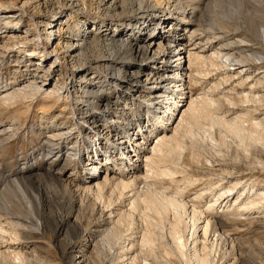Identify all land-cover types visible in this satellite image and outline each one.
<instances>
[{
    "label": "bare ground",
    "instance_id": "6f19581e",
    "mask_svg": "<svg viewBox=\"0 0 264 264\" xmlns=\"http://www.w3.org/2000/svg\"><path fill=\"white\" fill-rule=\"evenodd\" d=\"M183 3H171V0H105L103 4L107 5L108 9H112L114 16L120 19L111 22L95 21V28L90 31V34L81 32L76 28V23L70 24L73 28L68 31L67 38L63 39L64 43L60 40L51 52L54 56V61L49 63L51 66L39 73L41 81L37 82L32 76L33 78L24 82L23 76L32 75L37 69H32V65L27 70H22L20 62L24 61H20L18 57L17 64L14 66L23 71L22 78L20 80L16 78L10 83V80L0 78V114L3 112L2 109L15 107L19 102L41 106L43 114L41 117H36L37 121L40 122V127L45 125V128L50 130L46 131L44 137L37 135L41 141L42 157L51 160L50 166L55 167L56 162L62 165L57 170L56 168H45L44 175L50 177L49 180L59 184L58 186L63 187L67 192L68 184L75 185L74 181L82 176L79 183H76L77 186H82V188L84 186V191L95 195L97 200H103L104 192L109 190L112 194L121 193L120 196H124L125 192L131 194L127 196L130 210L116 214L119 215L118 218L114 216L117 219L116 222L112 219L116 224L113 225L112 221L111 224H106L107 229L102 239L105 247L112 250L117 249L113 257L117 261L120 260L122 264H174L176 260L180 262L179 264H215L214 254L217 253L215 244L221 246L223 242L228 241L229 234L224 230L229 227L230 221H236L238 218L240 220L245 212L247 213L255 205L264 201V191L258 188V179H252L250 189L242 193L238 190L240 179L235 180L236 182L230 180L228 183L230 186H220L215 194L218 196L215 197L216 200L209 201L204 206L205 208L200 207L201 204H196V201L198 203V200H204L203 193L187 202L188 200L185 201L182 198L185 193L181 187L173 194H169L166 188L161 189L155 186L140 190L139 185L142 180L149 182L151 178H168L171 182H176L179 174H186L183 162L189 149L191 161L200 163L203 159L206 164H212L211 166L214 165L215 161H212L214 157L212 154L204 157L203 154L214 151L222 157L223 149L228 146V138L233 139L236 149L241 153H237V159L240 155L242 157L250 155L251 151L258 146L264 152L263 118L256 114L253 115L251 110L228 118L227 115L218 112L222 109H219L222 106L221 99L211 95V91L197 98L188 96V92L186 93L190 81L201 77L200 75L208 67L222 68L225 65L224 60L229 61L231 58L239 59L240 64L249 62L250 58L254 60H260V58L256 57L255 53H252L250 58L247 55L235 57V54H231L226 49V43L218 44L220 47L216 48L211 40L218 36L225 39L228 27L220 24L223 34L214 32L215 35L212 34L214 37L211 39L205 29L206 25L198 16L203 14H200L201 9L208 7L209 3L192 6L193 8H188V5ZM258 4L264 9V0L259 1ZM156 5L163 9L158 16L155 15ZM3 8L6 9L5 5L0 3V10ZM1 17L2 13H0ZM8 19L13 22L18 18L12 16ZM79 21L88 22L85 18L79 19L77 24ZM166 22H169L168 31L162 28ZM152 25L159 26L152 29L153 33L149 30ZM259 27L254 28L252 36L259 45L264 47V25L261 27L262 31H259ZM52 28L46 30L44 38H38L41 44L45 40H48V44L51 40H56ZM11 29H19V27L16 25ZM7 30L0 26V38L2 34L6 35ZM148 31L151 34H147ZM150 36L152 37L148 40ZM103 44L109 49L114 46L116 49H110L114 51L108 53L109 56L102 55L95 58L92 56L94 59L90 65L79 63L83 57H89H86V51H91L96 46L103 47ZM189 44L191 48L188 47ZM11 48L6 42L5 44L0 43V71H3L4 65L10 61V58L8 61L4 59V53L10 51ZM59 48L64 52H59ZM199 48L202 50L198 51ZM36 50H24L25 62L34 60L30 55L36 54ZM239 52L238 54H241ZM40 54L42 57L45 56L42 51ZM120 54H129L135 58L138 56L140 59L152 58L153 63L134 64L131 73L126 75L124 73L130 66L129 58L120 57ZM60 65L68 68V76H59L56 84L53 83L54 87L47 88L52 75L46 79L49 76L46 74ZM90 69L94 70L93 74L88 73ZM234 70V73L227 71L226 75L229 77L236 74L241 85L250 80L249 69L246 65ZM55 76L56 74L52 78ZM77 79L82 80L79 81L80 84L76 83ZM149 82L151 86L146 87ZM253 90L254 88L251 87L250 91L239 99L246 103L252 102L260 105L264 102V95H256L257 93ZM225 99L230 105L235 104V100L229 97ZM53 100L55 104L61 101L64 108L57 118L48 121L46 116L49 113H45L43 105L50 104ZM101 103H104L101 106L104 109L103 114L97 112ZM128 105L132 108L129 109ZM183 107L186 109L181 113ZM63 115L66 120L59 124L57 120ZM157 118L163 122L162 126L159 125V121L156 122ZM11 122L9 128L0 125V152L2 153L8 147L10 140L17 137L18 127L33 132L34 125L29 127L28 121L20 124L18 118L13 116ZM217 132L219 137L216 135ZM106 134L111 138L105 137ZM65 141L72 143L67 149L64 146ZM105 149L106 154L103 153ZM69 160L77 161V163L72 165L74 172L69 177L71 180H64L63 175ZM102 161H104V166ZM256 161L258 164L261 163V166L264 165L263 161ZM80 163L87 166L88 170L93 169L95 173L87 174L86 171L80 169L82 167ZM111 163L117 167L115 172L112 171ZM21 166L17 171L19 175L17 178L11 177L10 173L0 164V236L6 234L7 231L1 222V212L5 215L10 213L9 206L12 204H8L10 196H16L20 192L22 195V186L25 182H32L36 179L37 183L42 184L40 178L43 172L39 170L43 167H32L27 162H23ZM98 173H103V176L97 177ZM227 174L232 173L227 172ZM186 175L184 179L189 182L191 178ZM45 180L47 179L44 178L43 181ZM206 191L214 192L212 185L209 184ZM230 200L234 202L233 206L229 204ZM109 205L111 207L110 200ZM136 214L141 216L144 226L141 227L139 237L134 239L131 232L128 233L127 230L131 227L135 228L133 217ZM12 218H8L9 224L15 227L18 223L13 222ZM36 222L38 226L41 225L39 220ZM123 230L128 234H124ZM17 231L14 232V239L20 240L21 238L16 234ZM210 235L213 237L211 240H214L212 242L209 239ZM231 248H234L233 245ZM24 256L17 252L13 261L15 264H24L27 260ZM83 258H85L84 252L80 260ZM220 263L237 264V262L230 263L225 256L222 257ZM0 264L3 263L0 262Z\"/></svg>",
    "mask_w": 264,
    "mask_h": 264
},
{
    "label": "rangeland",
    "instance_id": "374dc122",
    "mask_svg": "<svg viewBox=\"0 0 264 264\" xmlns=\"http://www.w3.org/2000/svg\"><path fill=\"white\" fill-rule=\"evenodd\" d=\"M259 1L261 0H171V3L184 2L183 4L186 3L188 8H193L192 6L197 5L202 6L204 3L206 4L208 2L209 6L202 8L204 9H201L202 12L200 11V14H203L198 15L202 18L200 19L201 21L203 20V24L206 25L205 29L208 32V36L210 35V38L212 39L215 35L214 32L222 33L220 30V24L227 26L230 30V32L229 30L227 31L228 34H226L225 39L218 36V38L211 40L214 42V46L219 48L220 45L218 44L226 43V49H228L231 54H235V57L247 55V57L250 58L251 54L255 53L254 55L260 58V60H254L253 58H250V61L244 64H240L238 62L239 59L235 60L231 58L229 61L224 60L225 65H223L222 68L217 67L212 69V67H208L205 69L206 72L204 71L200 75L201 77L190 81V84L187 87L188 89H186L188 96L197 98L199 95L200 97L205 96V92L208 94V92L211 91V95L215 96L217 99H221L220 104L222 106H220L219 109H222L218 112L222 113L223 115H227L228 118L242 115L245 113V111L251 110L253 111V115L256 114L257 116H260V118L264 119V102L260 103L259 105L252 102L246 103L240 100L250 91L251 87L254 88L253 91L257 93H255L256 95H264V47L259 45L252 36V31L254 28H258L259 26L262 27L264 25V14H262L264 13V9L258 4ZM103 2H105V0H0V3H3L6 7V9L3 8L0 10V13H2V17L0 18V26L8 29L6 33L7 36L5 34L1 35L2 39L0 38V43L5 44L6 42L9 47H12L10 51H6L5 53L3 52L5 57L4 59L8 61L10 58V61H8L4 67L2 66L3 68L1 67L3 71H0V78L3 80H10L9 83L16 78L20 80L22 78V70H27V68H30L33 65L32 69L34 68L37 70L34 71L32 75L30 74L23 76L24 82L29 81V79L33 77L36 78L37 82L41 81V74L39 73L45 70V68H49L51 66L49 63L54 61V56L51 55L53 48L56 47L60 40L61 43H64L63 39L67 38L66 36L69 35L68 31L73 28L72 25L74 23L77 24L79 19L85 18L88 20L87 23H81L79 21V24H75L76 28H78L81 32H86L87 34H90V31L95 28V21L111 22L112 20L120 19L119 17H115L112 12L113 10L108 9L107 5H104ZM164 4H166V2ZM158 8L159 10H157ZM162 10L163 9L161 6L156 5L155 15H160ZM12 16L18 19L11 22V20L8 18ZM170 16L173 18L172 14ZM178 16L176 18H178ZM16 25H18L19 29H11ZM168 25L169 22H166L164 25H162V28L165 31H168ZM50 27H53L52 30L54 31L56 40H51L49 44L48 40H45L41 44V41L39 42L38 38H44L46 36L44 33H46V30ZM158 27L159 26L152 25L149 30H151L153 33L152 29ZM261 27H259V31H262ZM151 32L148 31L146 33L151 34ZM212 34L214 35L212 36ZM151 37L152 36H150L148 40H150ZM205 43L206 42H204V44ZM188 47L191 48L192 46L189 44ZM100 48L96 46L93 48V50H89L90 52L86 51V57L89 56V59L83 57L79 63H87V65H90L95 57L102 55L109 56L110 54L108 53L114 51L110 49H116L115 46L109 49L105 44H103V47ZM34 49H37L35 51L36 54L34 53L30 55L32 58H34V60L25 62L26 53L24 50ZM201 50L202 49L199 48L198 51ZM41 51L43 54H45V58L42 57V54H40ZM60 51L64 52V50L59 48V52ZM238 52L241 54H238ZM119 56L129 58L128 60L130 66L127 67L126 71L124 70V74L126 75L131 73L134 64L139 65L138 63H140L145 65L147 63H153L151 60L152 58L140 59L138 56L135 58V56L131 57L129 54H120ZM17 57L20 61L25 62H20V68L22 70L14 66V64H17ZM245 65L246 68L249 69L248 73L250 74V80L247 83L241 85L236 74H233L229 77L226 75L227 71L230 70L232 73H234V69ZM67 72L68 68H63L61 65L60 67L52 68L46 74V76L49 75L46 77V79L49 78L50 75L54 76L56 74V76L53 78L52 76L50 77L47 88L49 87L51 89V87H54L53 83L56 84L58 77L67 75ZM88 73L93 74L94 70L90 69ZM257 78H260L261 80L259 81ZM79 81L81 82L82 80L77 79L76 83L80 84ZM150 83L151 82L146 84V87H150ZM125 91L126 90L124 89V92ZM228 97L235 100V104L230 105L225 99ZM56 104L54 100L50 104L48 103L46 105L39 103V105L44 106V110L46 111L45 113H49L46 116L48 121L57 118L59 113H61L64 108V104L61 101L57 105ZM103 104L104 103H101L100 107L97 108V112L100 114H103L104 112V109L101 107ZM127 107L129 109L132 108L129 105ZM185 109L186 108L183 107L181 109V113ZM2 111L0 114V125L2 127L10 126L12 124L11 117L13 116L18 118V122L20 124L28 121L29 127L34 125V128H32L33 132L31 130H24L18 127L17 137L14 140H10L7 145L8 147L3 151L4 153L0 152V164L2 168L8 171L11 177L18 178L19 175L17 171L19 170V167H22L21 164H23V162H27L29 165H32V167H43L39 170L43 173H41L42 178H40L42 184L39 182L37 183L36 179H33L32 182H25V185L22 186V195H25V199L20 194L21 192L18 194L19 196L17 194L16 196L11 195L10 199L8 200V204L12 203L9 206L10 213L5 215L4 212H1V222L7 231L6 234L0 236V262L3 264H15L13 260L15 254L19 252L22 254V256L25 255L24 257L27 258L24 264H122L120 260L117 261L115 260L116 258L113 257L117 249L114 248L112 250L107 246L106 248L102 243V239L104 238V231L107 229L106 224H111L112 219L114 222H116L117 219H115V217L117 216L118 218L119 216L116 214H121L123 212L126 213L130 210L128 197L131 194L125 192L123 194L124 196H120L121 193L118 192V194L117 192H114L112 194L109 190L104 192V197L102 198L103 200H97L95 195L84 191V186L83 188L82 186H77L76 183H79L82 176H80L79 180L74 181L75 185H73V183H69L68 188H66L67 192H65L63 187L58 186L59 184L55 183L54 181L52 182L51 179L49 180L50 177L44 175L45 168H56L57 170L61 168L62 165H60V162H56L55 167L53 165L50 166L51 160H49L47 157H42V153L40 151L41 141L38 137L40 135L44 137L50 130L46 129L45 125L40 127L41 124L39 121H37L36 117H41L43 114L41 106H38V104L19 102L15 105V107H11L10 109L4 108ZM157 119L156 122L159 121V125L162 126L163 122L159 118ZM65 120L66 119L63 115V117L57 121L59 124H61ZM204 124L207 125L206 123ZM216 135L219 137L218 132ZM105 137H108V139L111 138V136L107 134ZM227 140L228 146L223 149L222 157L221 154H216L214 151L213 153L203 154L204 157H208L212 154L214 157L212 158V161H215L213 166H211L212 164H206L205 160L203 159L200 163L191 161L192 159L189 149L187 151L188 154H185L186 157L184 158L183 162V169L187 175L179 174L177 176L176 182H171L168 180V178H151L149 179V182L142 180L139 185L140 190H145L148 188V186H155L161 189L166 188L165 190L167 191L168 189L167 192L169 194H173L175 191H178V188L181 187L183 188V193H185V195L183 194L182 198L185 199V201L188 200L187 202L194 200L196 196H199L200 193H203L205 196V198H203L204 200H198V203L196 201V204H201L200 207H204L209 201H215L218 197L217 195L215 196L216 192L218 191L217 189L220 186L229 187L230 185L228 183L230 180L236 182L235 180L240 179L241 182L238 190L240 193H242L243 191L250 189L251 186L249 185L252 184L251 182L254 179H258V188L261 191H264V165L261 166L262 164H258L256 161H263L264 163V152L261 147L258 146L254 148L250 155L246 156L247 158L240 155V159H237V153L239 152L238 154H241L240 151L236 149V144L233 139L228 138ZM187 143L189 144V142ZM70 145H72L70 141H65L64 146L66 149ZM105 152L106 149L103 153L106 154ZM101 157L103 158V156ZM76 163L77 161L74 160H69L66 163L67 168H65V173L63 175L64 180H71L69 177H71L70 175L72 172H74L72 165ZM103 163L104 161H102V165L104 166ZM80 166H82L80 169L86 171L87 174L89 172L90 174L95 173L93 169L88 170V167L83 163H80ZM111 168L113 172H115L117 169L115 164H112ZM227 172H230L233 175H229ZM184 175L187 177L189 176L188 178H191V180L189 179V182H187L184 179ZM100 176H103V173L97 174V177ZM43 177L47 179L45 182L43 181ZM192 181H194V184ZM209 184L212 185L214 192L206 191ZM80 188L82 190H79ZM203 191H205V193ZM111 196L112 199H110ZM109 200L111 207L109 205ZM261 202L262 203L255 205L250 211H247V213L245 212L244 215L240 217V220L238 218L236 221H230L229 227L225 228L224 230L230 235L227 237V234L225 233L228 241L223 242L221 246L219 244H215V249L217 251V253L214 254L215 264H221L220 261L223 256H225L227 260L230 261V263L237 262V264H264V201ZM225 203L226 201L224 204ZM229 204L233 206L234 202L230 200ZM221 211L222 209L220 212ZM109 214H111V216ZM11 215H13V218L10 217ZM8 218H12V220H14L13 222L18 223V225L14 227L9 224L10 220ZM133 219V223H135L133 225L135 228L131 227V229H128L127 231L128 233L131 232L132 238L134 237V239H136L139 237L138 234L144 224L143 219L139 214L134 215ZM38 220L41 223L39 226L36 222ZM114 222L112 223L113 225L116 224ZM59 230H61V234H59ZM125 230H123V232H125L124 234H128ZM16 231V234L19 236V238H21L20 240L14 239V232ZM212 238L213 237L210 235V242L214 241L211 240ZM232 245L234 247L233 249L231 248ZM82 252L85 253V258L80 260ZM5 257L7 258L6 260ZM173 263L179 264L180 262H177L176 260Z\"/></svg>",
    "mask_w": 264,
    "mask_h": 264
}]
</instances>
